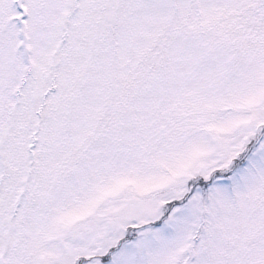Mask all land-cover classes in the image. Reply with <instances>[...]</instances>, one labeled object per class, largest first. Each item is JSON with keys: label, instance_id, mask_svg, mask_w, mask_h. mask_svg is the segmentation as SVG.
<instances>
[{"label": "snow or ice", "instance_id": "snow-or-ice-1", "mask_svg": "<svg viewBox=\"0 0 264 264\" xmlns=\"http://www.w3.org/2000/svg\"><path fill=\"white\" fill-rule=\"evenodd\" d=\"M0 264H264V0H0Z\"/></svg>", "mask_w": 264, "mask_h": 264}]
</instances>
